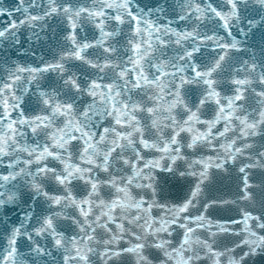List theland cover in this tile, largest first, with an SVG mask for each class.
<instances>
[{
  "label": "water",
  "instance_id": "1",
  "mask_svg": "<svg viewBox=\"0 0 264 264\" xmlns=\"http://www.w3.org/2000/svg\"><path fill=\"white\" fill-rule=\"evenodd\" d=\"M0 264H264V0H0Z\"/></svg>",
  "mask_w": 264,
  "mask_h": 264
}]
</instances>
